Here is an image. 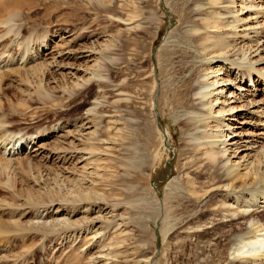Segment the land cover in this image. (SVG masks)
Masks as SVG:
<instances>
[{
    "label": "rangeland",
    "instance_id": "374dc122",
    "mask_svg": "<svg viewBox=\"0 0 264 264\" xmlns=\"http://www.w3.org/2000/svg\"><path fill=\"white\" fill-rule=\"evenodd\" d=\"M225 1L234 7L233 0ZM3 4L0 49L37 50L44 39L58 52L72 40L77 51L99 48L102 67L75 58L64 65L83 70L76 72L77 84L62 71L30 81L36 94L24 93L13 77L0 89V121L8 134L41 136L45 147L33 157L31 148L16 152L14 165L5 175L0 172V264H87L89 257L105 259L103 264H264L263 254L250 257L240 248L255 239L256 228H264V181L255 183L256 177H243L242 170H220L221 161L205 155L211 146L204 145L201 133L200 147L187 145L193 128L178 104L183 98L175 96L189 79L195 83L211 70L198 58L204 40L195 39L200 33L206 37L207 25L216 22L210 0ZM129 15H136L137 31L127 25ZM228 16L234 15L223 19ZM8 18L23 25L19 39L5 27L10 19L2 24ZM258 87L262 99L264 86ZM209 122L202 130L215 126ZM99 206L113 221H100L97 237L78 233L83 217L94 218ZM57 208L58 217L76 225L53 229ZM251 221L252 233L243 235ZM73 228L75 233L68 232Z\"/></svg>",
    "mask_w": 264,
    "mask_h": 264
},
{
    "label": "bare ground",
    "instance_id": "6f19581e",
    "mask_svg": "<svg viewBox=\"0 0 264 264\" xmlns=\"http://www.w3.org/2000/svg\"><path fill=\"white\" fill-rule=\"evenodd\" d=\"M1 1L2 3H0V5L3 4L5 0ZM101 1L102 0H90L91 3H99ZM210 1L213 11H210L209 13H212L217 19L214 24L212 23L213 25H207L205 31H210L207 36L205 37L203 35L201 37L202 33H200L199 28L196 25L188 26H191V29L194 28V30H197L196 32L200 33V35L195 39L204 40L201 48L199 49L201 55L198 54L200 56L198 58L199 60L201 58L204 62H206L205 66H211V70H207L208 73L203 71V74H201L202 80L197 78L195 83L193 82L194 84L189 83V79L187 81V85L183 88V92L179 90L175 92L176 97L181 96L183 98L178 104L183 107V112L186 113V124L192 126L193 128L191 134L189 135L190 140L186 144L196 148L200 147L201 145L198 134L201 133L207 139V143H204V145L211 146L210 150L206 149L205 155L214 163H220L221 161V165L219 166L220 170L226 171V169H228L229 171L227 174H231V172H235L237 170H242L240 172H242L241 174L243 177H256L255 183L257 181H264V98L258 99V93H256L260 91V88L258 87L260 84H263L264 86V2H257L259 0H233L234 7H228L226 5H230V3L225 0ZM8 3L9 2L4 3L1 10L4 8L7 9L6 5ZM221 6L224 7L223 13L217 12L216 10L220 9ZM237 7L238 9H235ZM19 14L20 13L15 14V16L18 18L20 17ZM225 15L234 16H228L223 19ZM254 15H257L256 19L253 18ZM15 16L14 19H17ZM186 17L182 16L181 19L185 20ZM10 18L6 21H2V24L8 25L11 23L12 20ZM259 18H263V20L260 21ZM9 19L11 20L10 22H8ZM229 19H231L230 23ZM127 20L129 22V24H127L129 27L130 25L132 27V25L136 24L138 21L136 15H131ZM12 22L13 23L9 24V26L5 27L6 29H9L8 33L16 32V35L14 33L13 34L17 39H19L18 37L23 29V25L16 24L14 21ZM240 24L242 25L239 26ZM228 27H231L232 29ZM139 28H141V25L138 27L133 26L131 30L137 31ZM239 28H242L241 31H238ZM16 42H18V40H16ZM21 44L24 45L27 44V42L23 41ZM98 44L99 43H97V46ZM56 45L58 44H55V46ZM30 47L28 48V51H20L18 53H14L13 50L6 51L0 49V89H5L4 85L7 84L9 79L13 77L10 81L13 82V84L18 83L22 89H26L24 91L22 90L24 93L31 92L29 94H36L35 92L37 91L32 92V90L28 88L29 86H27L30 81H43L44 77L49 75L51 72L59 73L62 71L66 73V79L69 78L72 82L74 81L77 84L78 81L76 72H83V70L81 71L79 70L80 68H73L70 66L66 67L64 65L65 61L76 58L84 60L87 64H92L94 67L97 65L100 66L101 64L97 55L102 54V52H99V48H95L94 44L84 50L80 51L78 49L77 51L75 50V45L71 40L67 43L65 42L64 45L61 46V49L56 52V49L51 46L47 40L43 39L37 50ZM100 67H102V65ZM5 69L7 71H5ZM86 84L87 82H83L81 86H86ZM49 89L51 88L49 87ZM251 89H254V92ZM53 91H55V88H53ZM41 93H43V91ZM185 103L189 105L187 108L184 105L182 106V104ZM2 106L3 104L1 103L0 110L3 109ZM13 106L14 103L10 104V107ZM207 120L211 121L209 122L210 124L215 125L209 126V132L207 130H202L206 128L205 122ZM4 123L5 121L3 122L1 119L0 172L3 175L6 174L8 169L13 164L14 161L12 160V157L16 155V152L17 154L20 152L22 153L23 149L27 147L28 149L31 148L29 154L32 156L37 152L41 154L45 149V147L43 148V144H39L43 137L35 136L34 138L28 137L25 134L17 137L8 134L9 131L7 130V127L5 130ZM248 127L253 129L258 127L256 129L257 131L255 130L257 133H249L247 131ZM54 133H57V130ZM92 134L95 135V132ZM250 136H254L255 138ZM29 154L26 155L29 156ZM231 169L236 170L231 171ZM83 193V190L82 193L80 191V195H78V197H81V194ZM251 194L254 196L255 193ZM97 208L99 214L95 213L96 216L94 218L83 217L84 221L82 224L84 226V230L82 226L80 227V232L78 233L84 234L88 232V234H90L91 232H95L94 228L97 227L98 223H101L100 221H103L104 223L113 221H110L106 216H104L105 211H107L106 207L101 208L99 206ZM90 209L91 207L86 209L84 212H87ZM56 211L55 215H57V218L50 223L52 224L53 229L63 228L62 225L68 226L69 224L74 223L72 221H68L67 218L58 217V214L61 212L59 208H57ZM242 214L246 217L248 211H244ZM46 219L48 218L46 217ZM85 225H87V227H85ZM262 225L255 229L257 235H255L254 240L243 243V247L240 246L243 253L246 252L250 255V257L260 256L259 254L264 255V228L261 229ZM47 226H49V224ZM253 226L255 225L252 221L250 223H246L243 235H250V233H252L250 230ZM71 231L75 233L76 230L75 228L68 229V232ZM60 232H62V230ZM64 232L68 233L66 229H64L62 233ZM101 234V232H95L93 235L97 237ZM74 235L73 237L71 236L73 242H75ZM242 238L243 236L240 233L238 235V239ZM244 248H247L248 250L244 251ZM105 255L107 257L109 256L107 253ZM87 260V264H100L103 259H100L98 262V258L89 257Z\"/></svg>",
    "mask_w": 264,
    "mask_h": 264
}]
</instances>
